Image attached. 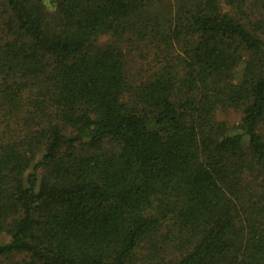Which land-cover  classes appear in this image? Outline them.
<instances>
[{"label":"trees","instance_id":"1","mask_svg":"<svg viewBox=\"0 0 264 264\" xmlns=\"http://www.w3.org/2000/svg\"><path fill=\"white\" fill-rule=\"evenodd\" d=\"M1 237L0 264H264V0H0Z\"/></svg>","mask_w":264,"mask_h":264},{"label":"rangeland","instance_id":"2","mask_svg":"<svg viewBox=\"0 0 264 264\" xmlns=\"http://www.w3.org/2000/svg\"><path fill=\"white\" fill-rule=\"evenodd\" d=\"M103 40H106V37L104 38V37H100L99 38V42H103ZM227 118L230 120V122L231 123H238V115L235 113V112H233V111H229L227 114ZM6 238H4V237H1L0 238V240H5Z\"/></svg>","mask_w":264,"mask_h":264}]
</instances>
